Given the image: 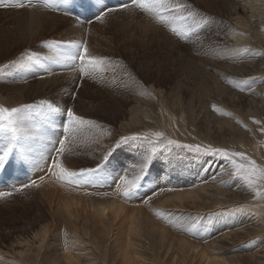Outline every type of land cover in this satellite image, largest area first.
<instances>
[{"label": "rangeland", "instance_id": "rangeland-1", "mask_svg": "<svg viewBox=\"0 0 264 264\" xmlns=\"http://www.w3.org/2000/svg\"><path fill=\"white\" fill-rule=\"evenodd\" d=\"M119 2L103 0L104 6ZM182 2L205 21L189 42L132 12L110 13L100 22L96 0H69L60 11L0 8V65H7L0 70V105L47 99L95 122L70 138V152L62 157L70 168H95L121 137L145 132H163L181 145L155 142L150 169L131 198L117 192V178L149 147L142 139L121 143L93 182L82 187L62 186L41 170L47 164L37 167L14 154L0 169V191L12 193L0 199L2 264H98L81 255L74 240L111 222L114 236L106 238L115 264H156L153 255L161 259L159 264H182L181 242L194 246L185 247L192 264H264V199L255 198L224 161L183 147H225L256 160L257 150L249 149L257 136L264 156V55L250 54H264V7H250L264 1ZM50 42H58L61 52L73 51L70 42H86L90 53L110 63L95 79L81 78L71 67L45 60L51 55ZM244 47L250 52L232 57L233 49ZM28 55L50 64L53 74L36 65L24 67ZM229 80H247L249 90L241 92ZM65 121L66 111L57 114L54 129L45 128L46 134L61 138ZM45 144L38 140L34 147L41 151ZM40 176L45 177L42 182ZM30 180L39 187L16 191ZM90 199L96 200L93 208ZM99 204L110 207L106 217L98 210L96 214ZM241 207L243 213L233 211ZM162 230L169 241L167 259L156 256ZM139 233L149 234L145 252L130 239Z\"/></svg>", "mask_w": 264, "mask_h": 264}, {"label": "snow or ice", "instance_id": "snow-or-ice-1", "mask_svg": "<svg viewBox=\"0 0 264 264\" xmlns=\"http://www.w3.org/2000/svg\"><path fill=\"white\" fill-rule=\"evenodd\" d=\"M96 2L100 5L101 10L95 19L100 22H103L110 13L132 12L147 17L156 25L164 27L172 35L185 42H189L193 35L198 36L205 24V21L198 18V14L192 10L191 5L182 2V0H120L115 6H104L103 0H96ZM68 3L69 0H0V8L42 7L46 10L60 11ZM68 14L70 13L65 12V15ZM47 47L50 49L51 55L45 58L46 61L63 67H71L80 73L81 78L95 79L98 73L106 70L105 65L110 63L106 58L90 53L86 42H70L68 48L73 50L71 52L66 50L61 52L58 42H50ZM249 52L250 49L247 47L233 49L232 57L235 58ZM250 54L253 56L264 55L257 52ZM219 58L224 59L226 57L221 56ZM74 61H79L78 67L72 63ZM33 65L43 68L49 75L53 74L50 64L45 66L39 56L28 55L27 63L23 66L31 67ZM6 68L7 65H0V70ZM228 83L241 92L249 90L245 88L247 80H229ZM213 109L219 111L215 106ZM65 111L66 121L63 122L62 126L63 136L59 139H53L52 136L46 134L45 128L49 131L53 130L56 115L63 114ZM223 114L231 115L227 112ZM254 122L259 123V121ZM94 124V121L86 120L77 115L72 108L65 110L59 104L47 99L14 107L0 105V169H3L9 158L15 154L17 158L33 163L37 167L40 166L41 162L47 164V168L41 170L62 186L82 187L93 182L94 175L106 167L114 151L119 148L121 143L128 139H142L148 143L149 147L137 161L130 163L117 178V192L125 198H131L142 186V182L150 169L156 152L155 142L166 140L168 145L181 146L177 141L165 137V134L160 131L145 132L140 137H121L115 146L103 155L101 162L95 168L73 170L67 165V161L62 159L66 152H70L68 147L70 138L74 137L81 126ZM261 131L264 132V128ZM38 140L47 141V144L42 145L43 150L41 151L34 147ZM183 147L224 161L231 170L230 174L251 190L255 198L264 199V164L258 163L250 155L243 151L211 145H183ZM130 171H132L131 177L129 176ZM44 178V176H40L39 180L42 182ZM28 187H39V184L36 180H30V182L17 188L16 191ZM164 190L160 189V191ZM167 190L172 191L173 189ZM11 194V192L0 191V199ZM156 194L153 193V195ZM104 195L107 196L108 193H104ZM147 202L145 200V203ZM233 211L243 213L245 209L241 207ZM249 214L251 215V213ZM156 215L162 216L163 214L157 212Z\"/></svg>", "mask_w": 264, "mask_h": 264}, {"label": "bare ground", "instance_id": "bare-ground-1", "mask_svg": "<svg viewBox=\"0 0 264 264\" xmlns=\"http://www.w3.org/2000/svg\"><path fill=\"white\" fill-rule=\"evenodd\" d=\"M264 1V0H263ZM255 3V2H254ZM257 3V2H256ZM250 4L251 6V8H253L254 6H256L254 9H252V11L253 10H258V9H260L261 10V8H263L264 7V4L263 5H261V4ZM249 6H248V8H250ZM247 8V7H246ZM245 8V9H246ZM250 8V9H251ZM251 11V13H253ZM259 11V10H258ZM264 11V10H263ZM261 12V11H260ZM260 12H259V14H260ZM251 13H249L250 15H253V14H251ZM261 13H263V12H261ZM259 14H257V15H259ZM237 19V18H236ZM245 19V18H244ZM243 19V20H244ZM262 19V18H261ZM234 29V28H233ZM232 30V29H231ZM234 32V31H233ZM235 34V33H234ZM240 37V36H239ZM234 40H235V37H234ZM240 41V40H239ZM236 49V48H235ZM245 75V74H244ZM227 125H228V123H227ZM252 142L253 143H251V146H252V149L250 150L249 149V151L251 152V153H254V150H257V152H256V160L258 161V162H260V163H262V164H264V156H262L259 152H258V146H257V141H258V137L257 136H253L252 137ZM241 143H242V141H241ZM240 143V144H241ZM263 143H264V141H263ZM244 144H245V142L244 143H242L241 144V148L242 147H244ZM188 145V144H187ZM189 152L191 151V150H189L188 148H186ZM243 149V148H242ZM194 153H196V152H194ZM198 154V153H197ZM207 158H205V160H206ZM99 196V195H98ZM67 198V197H66ZM85 198V197H84ZM72 199V198H71ZM83 199V198H82ZM108 200V199H107ZM93 201H96V200H94V199H90V202H91V204H92V202ZM104 201H105V199H104ZM104 201H102V202H104ZM111 201V200H110ZM116 201V200H115ZM115 201H111V203L109 202V204H115L116 202ZM87 202V201H86ZM90 202H89V204H90ZM101 202V203H102ZM106 203H108V201H105ZM115 202V203H114ZM103 204V203H102ZM98 205L99 207L97 208L96 207V209H94L95 211L96 210H98V212H99V214L102 216V217H106V214H105V212L107 211V210H109L110 209V207H106V205ZM117 204V203H116ZM119 205V204H118ZM96 206H97V204H96ZM86 207H87V205H86ZM93 207H95V206H93V204H92V208ZM257 210V209H256ZM116 211V210H115ZM254 213H257V211H255ZM96 214H97V211H96ZM98 214V215H99ZM81 226V225H80ZM82 227V226H81ZM84 227V226H83ZM112 228V222L110 223V225H108V226H103L101 229H96V231H90V232H86L83 236H80L79 238H77V239H75L74 240V246H76V244L78 245V247H79V253H81V255L83 254L84 256H88L87 258H89V259H91V260H93V261H95L96 263H98V264H115V260H111V253H110V244H109V241H108V239L111 237V236H114V231H113V229H111ZM76 229V228H75ZM186 231V230H185ZM78 232V230L76 229V230H74V233H77ZM71 233V232H70ZM117 234V232L115 233V235ZM109 235H110V237H109ZM146 235L148 236L149 234L148 233H146ZM145 234H143V233H139L138 234V236H136V238H130L132 241H134V243H135V248L137 249V250H139V251H141V252H145V251H147L148 249H149V241L146 239V236ZM201 235V237H203V235H205L204 233H201L200 234ZM106 237H108V239L106 238ZM160 240H161V243H162V245H161V247H160V251H158V253H157V257H159V256H161V254H164V259H167L168 258V253H170L169 252V249H167L166 247H165V243H167V242H169L168 240H167V233L164 231V230H162V231H160L159 232V234H158V236H157ZM186 243H184V242H181L180 243V247H181V252H182V257L185 259V260H183L182 261V264H192L193 263V260H190V259H187L186 258V256H187V252H186V250H185V247L186 246H189V247H191V246H193L192 244H190V245H185ZM194 247V246H193ZM71 254H67L66 255V260L68 261V263H70V261H71ZM153 262H155L156 264H159V260H161V259H158V258H156L154 255H153V258L151 259ZM180 263V262H179ZM0 264H2L1 263V261H0ZM75 264H80L79 263V261H76L75 262ZM160 264H163V263H160Z\"/></svg>", "mask_w": 264, "mask_h": 264}]
</instances>
